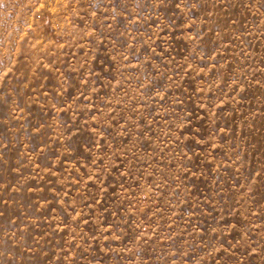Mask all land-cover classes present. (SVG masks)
Instances as JSON below:
<instances>
[{
    "label": "rangeland",
    "instance_id": "obj_1",
    "mask_svg": "<svg viewBox=\"0 0 264 264\" xmlns=\"http://www.w3.org/2000/svg\"><path fill=\"white\" fill-rule=\"evenodd\" d=\"M0 264H264V0H0Z\"/></svg>",
    "mask_w": 264,
    "mask_h": 264
}]
</instances>
